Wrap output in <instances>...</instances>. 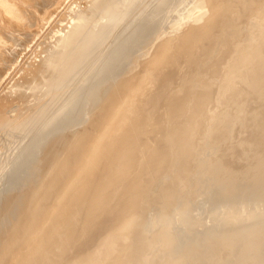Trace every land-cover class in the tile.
I'll use <instances>...</instances> for the list:
<instances>
[{
	"label": "bare ground",
	"instance_id": "1",
	"mask_svg": "<svg viewBox=\"0 0 264 264\" xmlns=\"http://www.w3.org/2000/svg\"><path fill=\"white\" fill-rule=\"evenodd\" d=\"M84 1L86 8L72 2V8L61 17L65 20L59 19L62 26L55 30L57 25H52V34L46 31L50 41L41 40L43 50L36 51L38 58H33L29 70L24 68L28 71H22L23 77L20 71V79L13 74L17 79L14 87L8 90L10 87L3 85L0 90L4 94V87L10 91V96L0 100V179L35 144L43 127L73 107L87 91V80L104 62L108 44L121 36L123 21L140 2ZM242 1L243 6L230 5L229 17L235 24L231 36L223 39H218L217 33L223 26L224 0H182L181 7L175 6L177 11L166 16L168 23L155 30L143 48V60L139 61L142 57L138 55L135 59V75L139 76L130 88L121 86L122 96L107 111L99 137L83 150L89 154L66 178L63 194L55 201L54 216L42 220L38 237L20 248L17 264H183L189 243L202 236L181 229L179 222L218 225L264 216V206L253 198L220 200L212 206L205 197L196 200L201 182L194 174L208 157L209 137L222 124L229 97L236 92L237 86L229 85L230 77L245 61H264V28L247 34L238 30L243 18L264 24V0ZM35 4L29 8L34 9ZM32 12L24 16L29 20ZM126 43L124 40L116 47L120 51ZM249 48L253 51L245 53ZM11 54L10 58L15 55ZM250 68L241 74L248 75ZM18 101V110V105H9L16 107V116H7L6 106ZM33 230L31 226L28 233Z\"/></svg>",
	"mask_w": 264,
	"mask_h": 264
},
{
	"label": "water",
	"instance_id": "2",
	"mask_svg": "<svg viewBox=\"0 0 264 264\" xmlns=\"http://www.w3.org/2000/svg\"><path fill=\"white\" fill-rule=\"evenodd\" d=\"M181 2L140 0L135 9L133 4L134 12L121 25V36L108 44L103 57L105 64L103 62L87 80V91L73 107L43 127L35 144L3 176L0 264L16 263L20 248L38 237L42 220L52 219L56 212L55 201L63 194L66 178L74 174L89 154L83 150L99 137L107 111L122 96L119 94L121 86L124 90L130 88L139 76L135 75L138 63L133 65L137 55V58L142 57L139 61L143 60L144 56L140 55L143 48L155 30L168 23L170 19H165L166 16L175 13V6ZM224 2L223 26L217 33L218 39L230 37L233 32L235 23L229 17L230 5H244L242 0ZM238 28L240 34H247L256 28L263 29L264 24L243 18L238 21ZM124 40L129 43L119 51L116 46ZM114 50H118L116 56ZM252 51L253 48H249L244 52ZM249 67L252 71L248 75L241 74V70ZM238 69L229 80V85L237 87L229 97L228 113L210 135V153L194 174L201 182L200 195L195 199L205 197L210 206L220 200L251 198L264 206V61H245ZM258 223L259 226H254ZM178 225L202 236L201 240L189 243L183 264H264V216L248 222L203 226L179 222ZM31 226L34 230L29 234Z\"/></svg>",
	"mask_w": 264,
	"mask_h": 264
},
{
	"label": "rangeland",
	"instance_id": "3",
	"mask_svg": "<svg viewBox=\"0 0 264 264\" xmlns=\"http://www.w3.org/2000/svg\"><path fill=\"white\" fill-rule=\"evenodd\" d=\"M35 1H36V3L38 2L37 0H0V42L2 41L3 43H4V39L6 40V38H7V42L8 43H10L9 45H8V43H6V41H5V43H6V45H5V43H4V45H0V52L2 51V53H4V54H1V55H3V56H1L0 55V61H1V63L3 64H0V71H1V79H0V90H1V88L3 87V85L4 86H6V87H8L9 89L8 90H11V88L12 87H14V83L13 82H17L16 80L17 79H20L19 78V76L20 77H23L24 75H22V73L25 71V73H26V70L28 69L29 70V68H31L32 66H33V62H34V60H33V58L36 60L38 57H37V55H39V54H37L36 53V51H38V53L39 52H41L43 49H42V47L45 45L44 43H42V42H45L47 39V41L46 42H49L50 41V39H51V37H50V33L52 34L53 33V31H55V30H58L57 28L60 26H62V23H60L61 21H63V20H65L64 18H61V17H65V15L67 14V10L69 11L72 7L71 6H73V4H79L81 7H82V9H84V8H86L87 7V5H86V1H84V0H52L53 1V3H52V1L51 0H39V3H37V4H35ZM43 3H42V2ZM63 1V2H62ZM70 2V4H69V2ZM144 1H147V2H149V0H144ZM34 3L35 4V8L36 9H38V7H39V10H40V8H41V10H40V12H39V10H36L35 8V10L33 9V8H31V7H34V4L33 5H31L30 3ZM50 2V3H49ZM61 2V4H60V6H59V3ZM72 2H73V4H72ZM68 3V4H67ZM39 4H41V5H39ZM46 6H45V5ZM50 4V5H49ZM28 5V6H27ZM36 5H38V7H36ZM63 5V6H62ZM67 5H69V6H67ZM29 6H31L30 8L31 9H33V10H31L30 8H29ZM44 6V7H43ZM57 6H59V7H57ZM27 8V10H30V12H28L27 10H25L26 8ZM47 7V8H46ZM44 8V9H43ZM64 8H66V10H64ZM69 8V9H68ZM49 9V10H48ZM50 9H51V11H50ZM64 10L65 12L63 13L62 11ZM27 11V12H26ZM33 11V12H32ZM36 11H37V14L39 13L40 15H41V17L39 18V15H37L36 14ZM50 11V12H49ZM58 11V12H57ZM61 11V12H60ZM32 12V14H31V16H32V18L31 19H33L35 16V19H33V21H34V23H33V21L31 20V19H29L28 20V17H26V16H24V15H26V13H28L27 14V16H30V13ZM49 12V13H48ZM54 12V13H53ZM57 12V13H56ZM35 13V14H34ZM51 13H53V14H51ZM56 13V14H55ZM59 13H60V16H59ZM66 13V14H65ZM63 14H65V15H63ZM34 15V16H33ZM46 15V17H44ZM50 15V16H49ZM58 15V16H57ZM63 15V16H62ZM56 16V17H55ZM17 17V18H16ZM49 17V18H48ZM56 18H58V19H56ZM39 19V20H38ZM61 21H60V20ZM16 20H19V21H16ZM22 20L24 21V22H26V23H24V22H22ZM31 20V21H30ZM59 20V21H58ZM45 21V22H44ZM46 21H47V23H46ZM23 23V25H22V23ZM30 24H29V23ZM56 22H58V24L56 23ZM21 25H20V24ZM27 23L30 25H27ZM15 25V26H13V25ZM26 24V25H25ZM32 24V25H31ZM46 24V25H45ZM60 24V25H59ZM17 25H19V26H21V27H17ZM25 25V26H24ZM39 25V26H38ZM52 25H54V26H56L54 29L53 28H51V27H53ZM10 26H12L11 28H14V30L12 29H10ZM35 26H38V28H40V30H38L37 29V27H35ZM42 26L44 27V28H42ZM16 27V28H15ZM36 28L38 31H36V29H34V28ZM59 27V28H60ZM5 28V29H4ZM18 28H21V30L23 29V31H21L20 29H18ZM27 28H29V31H31V32H29L28 31V29ZM30 28H33L32 30H30ZM42 28V29H41ZM47 28H49V29H47ZM8 29H10L11 31H8ZM16 29V30H15ZM25 29V30H24ZM52 29H53V31H52ZM49 31L50 30V33L47 35V33H46V31ZM13 31H16V33L13 35ZM20 31V32H19ZM27 33H26V32ZM35 31L37 32V34H34L35 33ZM8 32V33H7ZM20 34L21 32H22V34H20V36H22L23 35V37H22V39H20L21 37L20 36H18V33ZM4 33H5V37L6 38H3L4 37ZM6 33H7V35H9V36H7L6 35ZM11 34V36H10V34ZM23 33H26L25 35L26 36H28L27 34H29V33H31V34H29V37H26V36H24V34ZM46 34V35H44V34ZM17 36V38H16V36ZM33 36V37H32ZM40 36H42V38L40 37ZM10 37H12L13 39H11ZM20 37V38H19ZM39 37H40V41H39ZM43 37H45L44 39H43ZM3 38V39H2ZM9 38V39H8ZM16 40H15V39ZM25 38V39H24ZM26 38H27V40L30 42H28L27 40H26ZM29 38V39H28ZM31 38V39H30ZM2 39V40H1ZM12 41H11V40ZM20 39V40H19ZM18 40V41H17ZM26 42H25V41ZM41 40H42V42H41ZM11 41V42H10ZM13 41H17L15 44L13 43ZM21 41V43H24V44H21L20 43V48H18L17 47V45H19V42ZM38 41H39V43H38ZM1 42V43H2ZM45 42V43H46ZM0 43V44H1ZM2 43V44H3ZM18 43V44H17ZM42 43V44H41ZM14 46H13V45ZM35 44V45H34ZM41 44V45H40ZM44 44V45H43ZM25 45V46H24ZM34 45V47L35 48H33L32 46ZM9 46V49L10 48H13L14 49V47H15V51L13 50V49H8L7 47ZM13 46V47H12ZM22 46H24L25 48H23ZM39 46L41 47V49L39 50ZM3 47V48H2ZM7 48V49H6ZM21 49V51H19L18 49ZM32 48V49H31ZM34 49V50H33ZM5 50V51H4ZM17 50V51H16ZM7 51V52H6ZM12 51H13V53L15 54L16 52V54L14 55L13 53H12ZM23 51V52H22ZM8 52H10L9 54H11V57H12V55H14L12 58H10V55L8 54ZM19 52V53H18ZM34 52V53H33ZM18 54V55H17ZM36 54V55H35ZM8 55V56H7ZM17 55V56H16ZM26 55V56H25ZM29 55V56H28ZM6 56V58L5 59H13V61L12 60H6V63H5V59L3 58V57H5ZM16 56V58H14ZM32 56V57H31ZM33 56H35V57H33ZM8 57V58H7ZM25 57H26V59H25ZM2 59H3V61H2ZM22 59H25V60H22ZM31 59V60H30ZM16 60V61H15ZM29 63H28V62ZM32 61V62H31ZM22 62H23V65H22ZM10 64L11 66L9 67V65H7V64ZM13 63V64H12ZM27 63V64H26ZM32 63V64H31ZM19 64V65H18ZM21 64V65H20ZM29 64V65H28ZM14 65V66H13ZM17 65H18V67H17ZM2 66V67H1ZM4 66V67H3ZM6 66H7V68H6ZM22 68H21V67ZM30 66V67H29ZM27 68L26 70L24 69V68ZM29 67V68H28ZM2 68H5L4 70H5V72H3L4 70L2 69ZM18 68H19V70H18ZM20 68H21V70H20ZM15 69V70H14ZM16 69H17V73H16ZM3 70V71H2ZM27 70V71H28ZM19 71H20V75L18 74L19 73ZM23 71V72H22ZM3 72V73H2ZM13 72H15V73H13ZM24 73V74H25ZM3 74V75H2ZM17 76L18 75V77H17V79H16V77L14 76ZM12 76V77H11ZM12 78H15V79H12ZM10 79V80H9ZM21 79H23V78H21ZM2 80V81H1ZM14 80V81H13ZM7 81H9V83L7 82ZM7 82V84L5 85V83ZM13 83V84H10V83ZM11 86H10V85ZM8 85V86H7ZM6 87H4V92H5V94L3 93V91H0V93L2 92V94H0V97H1V99L0 100H2L3 99V97L5 96V95H7V93H9V92H7L8 90L6 89ZM3 90V89H2ZM5 90H7V91H5ZM38 94H39V91H38ZM8 96H10V95H7L6 97H8ZM5 99V98H4ZM0 102H2V101H0ZM16 102V101H15ZM15 102H11V103H9L8 104V106L9 105H18V106H16V107H18L17 108V110L19 109V105L21 106V103L18 101L17 103H15ZM20 103V104H19ZM0 105H1V103H0ZM6 106V110H4V112L5 113H7V116H9V117H15L16 116V113H17V110H16V107L14 108L13 106ZM13 108V109H12ZM5 109V108H4ZM12 109V110H14V111H10V110ZM9 112H11V113H9ZM15 112V113H14ZM11 114V116L9 115V114ZM13 113L15 114V115H13ZM0 138H1V136H0ZM1 141H2V139H1ZM1 143H0V149H1ZM11 150V149H10ZM10 152V151H9ZM12 152V151H11ZM10 152V153H11ZM4 181H5V179H0V191H1V189H2V187H3V184H4Z\"/></svg>",
	"mask_w": 264,
	"mask_h": 264
}]
</instances>
